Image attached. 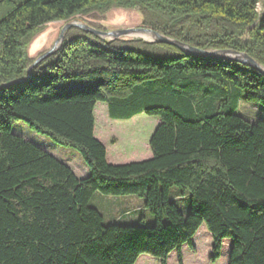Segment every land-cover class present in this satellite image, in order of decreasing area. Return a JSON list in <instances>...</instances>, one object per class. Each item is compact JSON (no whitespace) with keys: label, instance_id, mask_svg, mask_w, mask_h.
I'll return each mask as SVG.
<instances>
[{"label":"trees","instance_id":"obj_1","mask_svg":"<svg viewBox=\"0 0 264 264\" xmlns=\"http://www.w3.org/2000/svg\"><path fill=\"white\" fill-rule=\"evenodd\" d=\"M112 6H139L145 29L201 50L246 53L264 67V0H0V86L26 78L27 48L46 25ZM76 32L30 80L0 90V264H135L143 255L167 264L173 252L182 264V247L193 249L202 225L211 264L226 239L228 264H264V122L236 114L241 92L264 106V77L169 45ZM97 103L114 121L158 118L151 158L107 163L94 136ZM18 121L75 150L88 175L77 178L13 135ZM172 188L188 196L187 215ZM97 193L142 199L152 225H106L90 206Z\"/></svg>","mask_w":264,"mask_h":264},{"label":"rangeland","instance_id":"obj_2","mask_svg":"<svg viewBox=\"0 0 264 264\" xmlns=\"http://www.w3.org/2000/svg\"><path fill=\"white\" fill-rule=\"evenodd\" d=\"M14 1L16 3H20L24 0ZM261 11V7L258 6L257 12L261 13ZM69 22L82 23L90 28L104 33L144 28L142 26L143 17L139 6H135L132 9H123L112 6L105 14L91 12L77 17ZM67 23L49 24L42 28L33 37V40L27 48V55L29 58L35 61V59H37L41 54L48 51L52 47L53 43L58 39L61 28ZM75 35L87 36L83 31L76 32ZM240 39L243 41L248 40L247 34H244ZM100 40L107 43L112 42H108V39ZM117 40H142L144 42L150 41V38L131 34L113 41ZM244 96L245 93L241 92L240 104L236 114L251 123L259 121L264 122V106L247 102L244 99ZM93 116L95 119L94 136L105 147L106 161L108 164L122 165L131 162H140L151 158L152 153L149 141L154 130L159 124L158 118L139 115L128 121L110 120L108 118L106 105L103 103L96 104ZM11 132L13 135L33 144L35 147L68 166L77 178L80 177L81 173H86L88 175L87 167L75 150L53 143L47 137L39 135L31 130L21 121L13 123ZM177 194L178 190L176 188H172L170 190V197L172 198L175 206L185 216L189 211V198L188 196H181L177 198ZM90 206L101 214L106 225L118 223L124 226H151L153 222L149 213L143 206V200L140 198L106 197L97 193L93 196ZM130 213H134L133 215L131 214V218L136 217V221H131L130 216H128ZM231 245V240L226 239L223 241L220 258L214 264L229 263ZM192 247L193 249H189L186 246L182 247V264H211L210 257L212 240L204 225L198 229L192 238ZM135 264L159 263L153 258L143 255L138 258ZM167 264H178L175 252L168 256Z\"/></svg>","mask_w":264,"mask_h":264},{"label":"water","instance_id":"obj_3","mask_svg":"<svg viewBox=\"0 0 264 264\" xmlns=\"http://www.w3.org/2000/svg\"><path fill=\"white\" fill-rule=\"evenodd\" d=\"M72 28L79 29L85 33L94 35L100 39H108L109 40L108 42L118 39L120 37L129 36L135 33L147 34L150 37V41H144L145 43H148V44L156 43V44H164V45L173 46L184 54L192 55V56L199 57V58H205V59H211V60H217V61L235 62V63L242 64V65L252 68L257 73H259L260 75L264 77V68L261 65H259L256 61H254L251 57H249L246 53H240V52H236L232 50H201V49L190 47L186 44L180 43L168 37H165L150 29L140 28V29H129V30H120V31H112V32L104 33V32L97 31L93 28H90L87 25L82 24V23L69 22L61 28L58 39L53 43L52 47L48 51L41 54L28 67L27 75L25 79L13 81L9 84L2 85L0 86V90L6 87L24 84L28 80H30L32 77V70L38 64H40L43 60H45L46 58L53 55L56 51L59 50V48L62 45L66 32Z\"/></svg>","mask_w":264,"mask_h":264},{"label":"crops","instance_id":"obj_4","mask_svg":"<svg viewBox=\"0 0 264 264\" xmlns=\"http://www.w3.org/2000/svg\"><path fill=\"white\" fill-rule=\"evenodd\" d=\"M86 176H87L86 173H84V174L81 173L79 179L85 178ZM140 208H141V207H140ZM140 208H139V210H140ZM131 214L133 215L134 213H130V214L128 215V216H130L131 221H134V220L136 221V217H132V218H131V216H132Z\"/></svg>","mask_w":264,"mask_h":264},{"label":"bare ground","instance_id":"obj_5","mask_svg":"<svg viewBox=\"0 0 264 264\" xmlns=\"http://www.w3.org/2000/svg\"><path fill=\"white\" fill-rule=\"evenodd\" d=\"M134 35H136V36H142V37H147V38H150L149 37V35H147V34H139V33H135ZM145 35V36H144Z\"/></svg>","mask_w":264,"mask_h":264}]
</instances>
